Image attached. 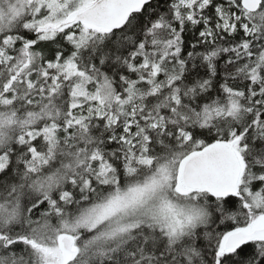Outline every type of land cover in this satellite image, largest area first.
Segmentation results:
<instances>
[{"label":"snow or ice","instance_id":"snow-or-ice-1","mask_svg":"<svg viewBox=\"0 0 264 264\" xmlns=\"http://www.w3.org/2000/svg\"><path fill=\"white\" fill-rule=\"evenodd\" d=\"M0 264H264V0H0Z\"/></svg>","mask_w":264,"mask_h":264}]
</instances>
